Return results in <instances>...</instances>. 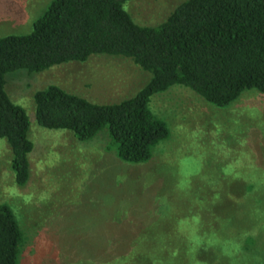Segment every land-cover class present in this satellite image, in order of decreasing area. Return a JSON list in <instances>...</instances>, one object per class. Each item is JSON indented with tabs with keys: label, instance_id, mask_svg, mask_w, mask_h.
<instances>
[{
	"label": "rangeland",
	"instance_id": "rangeland-1",
	"mask_svg": "<svg viewBox=\"0 0 264 264\" xmlns=\"http://www.w3.org/2000/svg\"><path fill=\"white\" fill-rule=\"evenodd\" d=\"M51 1L0 0V36L30 32ZM183 1L123 6L137 24L157 26ZM150 76L129 58L106 54L5 75V90L25 109L34 143L21 187L0 138V203L12 207L25 236L18 264H264L263 93L246 90L226 107L179 85L156 93L149 108L169 136L142 163L107 150L106 131L78 141L35 121L33 94L48 85L93 103H116Z\"/></svg>",
	"mask_w": 264,
	"mask_h": 264
},
{
	"label": "trees",
	"instance_id": "trees-1",
	"mask_svg": "<svg viewBox=\"0 0 264 264\" xmlns=\"http://www.w3.org/2000/svg\"><path fill=\"white\" fill-rule=\"evenodd\" d=\"M126 1L52 0L30 32L0 36V138L11 149L18 186L29 179L34 143L25 109L5 90L9 72H41L95 54L129 58L149 72L143 87L116 103H93L54 84L33 94L39 126L67 130L78 141L106 131V149L129 163L149 161L169 136L166 122L149 108L156 93L179 85L217 107L231 105L246 90L264 94V0H184L157 26L134 22ZM24 239L12 207L0 203V264L19 263ZM165 247L173 254L172 243Z\"/></svg>",
	"mask_w": 264,
	"mask_h": 264
}]
</instances>
